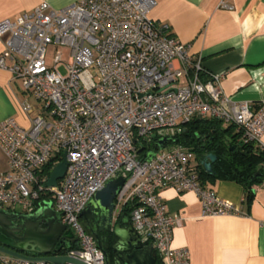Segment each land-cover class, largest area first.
<instances>
[{
	"label": "built area",
	"instance_id": "built-area-1",
	"mask_svg": "<svg viewBox=\"0 0 264 264\" xmlns=\"http://www.w3.org/2000/svg\"><path fill=\"white\" fill-rule=\"evenodd\" d=\"M154 5L155 0H77L53 8L44 1L0 21V68L21 79L38 102L21 103L30 126L15 117L0 122V150L9 166L0 171V207L32 213L44 202L41 193H51L53 207L78 238L65 254L87 264H106V256L84 229L81 213L118 177L125 181L117 206L130 204L135 229L164 264H189L190 252L172 247L183 216L168 209L161 189L195 192L206 216L243 215L239 205L202 182L191 148L169 141L154 149L159 139L175 137L195 117L216 118L236 125L244 142L264 147V104L255 109L224 94L223 74L207 71L186 44L168 34V25L154 21ZM221 7L231 8L225 1ZM50 44L64 47L53 65L46 60ZM65 154L64 177L46 186L47 165L52 171ZM0 260L54 264L2 253Z\"/></svg>",
	"mask_w": 264,
	"mask_h": 264
},
{
	"label": "crops",
	"instance_id": "crops-1",
	"mask_svg": "<svg viewBox=\"0 0 264 264\" xmlns=\"http://www.w3.org/2000/svg\"><path fill=\"white\" fill-rule=\"evenodd\" d=\"M44 1L63 8L77 0H0V21L13 20ZM222 1L231 8H222ZM149 15L168 25V34L186 44L207 71L223 74L224 94L248 101L255 109L264 104V0H155ZM4 48L0 38V54ZM6 63L10 66L12 60L7 58ZM28 96L21 79L0 68V122L15 117L30 126L21 108ZM261 142L264 145V135ZM8 168L0 150V171ZM206 185L239 205L243 215L206 216L195 192L161 189L159 195L168 209L183 216L181 225L173 229L172 247L188 248L189 264H264V185L250 203L237 182L216 180ZM0 264L7 263L0 260Z\"/></svg>",
	"mask_w": 264,
	"mask_h": 264
},
{
	"label": "water",
	"instance_id": "water-1",
	"mask_svg": "<svg viewBox=\"0 0 264 264\" xmlns=\"http://www.w3.org/2000/svg\"><path fill=\"white\" fill-rule=\"evenodd\" d=\"M171 140H158L164 148ZM153 153L149 154L152 157ZM216 155L207 154L202 160L206 171L212 173ZM67 156L54 166L46 186L58 185L67 170ZM125 178L110 180L98 191L81 213L84 229L104 251L106 264H157L158 254L153 244L142 241L125 206L118 207L116 196ZM76 232L62 221V215L46 200L32 213H21L0 207V253L27 260H45L54 264H87L62 252L76 243Z\"/></svg>",
	"mask_w": 264,
	"mask_h": 264
},
{
	"label": "trees",
	"instance_id": "trees-1",
	"mask_svg": "<svg viewBox=\"0 0 264 264\" xmlns=\"http://www.w3.org/2000/svg\"><path fill=\"white\" fill-rule=\"evenodd\" d=\"M241 136L234 124L224 127L219 119L195 117L183 125L182 131L171 138L170 143L184 145L195 152L204 184L216 180L237 182L244 187L246 202L250 203L256 189L264 185V147L246 143ZM158 148L155 143L154 149ZM207 154H214L217 158L212 163V173H208L202 164ZM46 173H51L50 164ZM40 200L53 201L49 192L41 193ZM125 207L131 211L129 203ZM157 264H163L159 256Z\"/></svg>",
	"mask_w": 264,
	"mask_h": 264
},
{
	"label": "rangeland",
	"instance_id": "rangeland-1",
	"mask_svg": "<svg viewBox=\"0 0 264 264\" xmlns=\"http://www.w3.org/2000/svg\"><path fill=\"white\" fill-rule=\"evenodd\" d=\"M57 50H64V47L60 45L58 48H56V45H55V44H50V45L48 46V49H47V59H46V60H47V63H48L49 65H53V64H54V56H55ZM60 70H61L63 73H65V69H64L63 66L60 67ZM28 97H30V101H31L33 104H38L37 100H36L32 95L29 94ZM223 125H224V127H227L229 124L226 123V122H223ZM169 145H170V144H169ZM16 209H17V211H19V212H23V209H22L21 207H16Z\"/></svg>",
	"mask_w": 264,
	"mask_h": 264
},
{
	"label": "flooded vegetation",
	"instance_id": "flooded-vegetation-1",
	"mask_svg": "<svg viewBox=\"0 0 264 264\" xmlns=\"http://www.w3.org/2000/svg\"><path fill=\"white\" fill-rule=\"evenodd\" d=\"M21 213H24V212H21ZM77 242H78V241H77ZM77 242H76V243H70V247H65V246H63L64 249L62 250V252H65V251H67L68 249L77 246Z\"/></svg>",
	"mask_w": 264,
	"mask_h": 264
}]
</instances>
